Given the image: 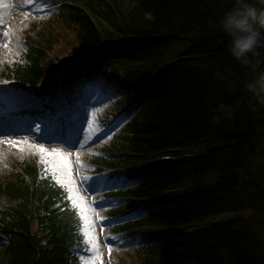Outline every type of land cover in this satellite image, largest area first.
<instances>
[{
    "label": "trees",
    "instance_id": "obj_1",
    "mask_svg": "<svg viewBox=\"0 0 264 264\" xmlns=\"http://www.w3.org/2000/svg\"><path fill=\"white\" fill-rule=\"evenodd\" d=\"M60 1L70 5L60 6L63 41L55 29L27 31L35 58L2 76L39 90L60 68L110 69L127 92L123 102L144 105L130 135L95 161L129 167L168 158L124 193L126 207L149 212L125 228L174 232L141 263L264 264V106L244 91L247 69L219 27L231 0ZM55 46L67 47L63 57ZM20 168L0 179V229L13 240L0 264H73L75 211L43 163L33 158Z\"/></svg>",
    "mask_w": 264,
    "mask_h": 264
},
{
    "label": "rangeland",
    "instance_id": "obj_2",
    "mask_svg": "<svg viewBox=\"0 0 264 264\" xmlns=\"http://www.w3.org/2000/svg\"><path fill=\"white\" fill-rule=\"evenodd\" d=\"M34 7V2L32 0H0V31H3V44L0 47V72L2 71V66L12 59L14 56L15 46L20 43L22 31L27 27V14L24 13L25 9H32ZM38 8V6L36 7ZM42 9H46L42 7ZM43 10H41L42 12ZM49 10H45V14L48 13ZM58 28H55L54 32L56 35H61L62 30L58 31ZM73 38L72 35H70ZM61 36H59V39ZM74 39V38H73ZM63 41L61 38L60 42ZM67 48V47H66ZM66 48L62 49L59 46L52 47V53L58 54L59 57H63ZM61 50V53H60ZM10 58V59H9ZM12 83L0 80V98L5 96L12 89ZM94 89L90 95L83 98L84 107L90 111L94 110V107L105 100L106 97H103L100 93ZM95 130V126L93 127ZM87 129L85 130L84 135L86 134V138L91 137L93 134L92 129L90 128L88 133ZM41 136V132H34L32 137L27 140V142L31 145L37 146L38 148H43L45 157L51 156L53 161L57 165L58 174L65 179L71 188V194L76 195V201H78L82 207L85 209L86 216L88 220L92 222V216L94 212V208L92 206L91 200L85 192L83 187V180H85L88 187L93 188V192H100V178H95L92 176L91 172L86 168V164L83 160L85 153L89 150H83L79 152L76 156L72 155V153L65 152L62 147L56 145L53 147H44L37 144V138ZM82 136V135H81ZM81 136L78 141H81ZM77 139V138H76ZM75 139V140H76ZM28 151L25 150L23 152L16 150L15 146L9 142L2 141L0 142V159H3L8 167L3 166V163L0 162V173L3 171V175L7 173L9 166H12V170L18 169L20 163L24 159L23 156L26 157V153ZM36 151H31L32 154H37ZM74 190V192H73ZM78 199V200H77ZM107 204L100 200L97 202V208L101 211ZM104 252L101 251L98 257L103 256ZM112 257H115V254H112ZM89 264H107L106 257L104 256V260L92 259L90 258Z\"/></svg>",
    "mask_w": 264,
    "mask_h": 264
},
{
    "label": "clouds",
    "instance_id": "obj_3",
    "mask_svg": "<svg viewBox=\"0 0 264 264\" xmlns=\"http://www.w3.org/2000/svg\"><path fill=\"white\" fill-rule=\"evenodd\" d=\"M231 5L219 27L229 38L231 57L247 69L244 91L254 107L264 106V0H231Z\"/></svg>",
    "mask_w": 264,
    "mask_h": 264
},
{
    "label": "snow or ice",
    "instance_id": "obj_4",
    "mask_svg": "<svg viewBox=\"0 0 264 264\" xmlns=\"http://www.w3.org/2000/svg\"><path fill=\"white\" fill-rule=\"evenodd\" d=\"M0 134H15V133H14V131L12 129H8V131L5 132L3 127H0ZM9 143L13 144L14 146L15 145H19L21 151L27 150L29 152H31V151L38 152L41 155V157H42V161L41 162H45L44 161L45 153H44V149L43 148H38L37 146L31 145L27 141H9ZM56 169H57V165L53 164V166H52L53 174H55ZM80 212H81V217L84 220V235L86 237H88L86 243L93 245V253H94V255L96 257H98V255H99L98 248L95 246L94 240L90 236V225H89L87 217L85 216V210L83 208H81Z\"/></svg>",
    "mask_w": 264,
    "mask_h": 264
}]
</instances>
